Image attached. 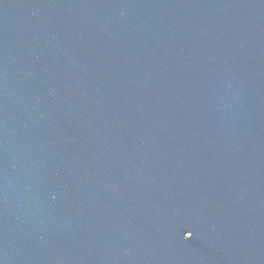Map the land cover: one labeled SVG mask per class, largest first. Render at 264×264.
<instances>
[{
  "label": "water",
  "instance_id": "1",
  "mask_svg": "<svg viewBox=\"0 0 264 264\" xmlns=\"http://www.w3.org/2000/svg\"><path fill=\"white\" fill-rule=\"evenodd\" d=\"M0 264H264V0H0Z\"/></svg>",
  "mask_w": 264,
  "mask_h": 264
}]
</instances>
